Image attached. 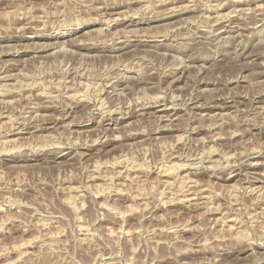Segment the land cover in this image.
Here are the masks:
<instances>
[{
    "label": "rangeland",
    "instance_id": "obj_1",
    "mask_svg": "<svg viewBox=\"0 0 264 264\" xmlns=\"http://www.w3.org/2000/svg\"><path fill=\"white\" fill-rule=\"evenodd\" d=\"M233 1L0 0V264H264V0Z\"/></svg>",
    "mask_w": 264,
    "mask_h": 264
},
{
    "label": "bare ground",
    "instance_id": "obj_2",
    "mask_svg": "<svg viewBox=\"0 0 264 264\" xmlns=\"http://www.w3.org/2000/svg\"><path fill=\"white\" fill-rule=\"evenodd\" d=\"M234 1H236V0H234ZM233 1V2H234ZM227 4V3H226ZM234 4H235V7H237V10H238V8H240L241 10L242 9H244V8H247V10H249V7L250 6H252V4H246V3H244V2H242V1H236V2H234ZM233 4V5H234ZM230 5V4H229ZM256 6V5H255ZM222 7V6H221ZM215 8V7H214ZM231 8V7H230ZM232 9H233V7H232ZM235 9V8H234ZM174 10V9H173ZM231 11V10H230ZM233 11V10H232ZM171 12V11H170ZM229 12V11H228ZM246 12V11H245ZM221 13V12H220ZM227 14V13H226ZM229 14V13H228ZM231 15V14H230ZM99 16V15H98ZM218 16H219V14H218ZM126 17V16H125ZM209 17V16H208ZM219 17H221V16H219ZM255 17H256V15H255ZM116 18H118V17H116ZM222 18H224V17H222ZM123 19V18H122ZM225 19V18H224ZM106 20V19H105ZM111 20V19H110ZM144 20V19H143ZM227 20V19H226ZM255 21V20H254ZM123 22V21H122ZM109 26V25H108ZM117 28V27H116ZM102 30V29H101ZM100 30V31H101ZM108 30V29H107ZM119 30V29H118ZM131 30V29H130ZM115 32V31H114ZM126 32V31H125ZM129 32V31H128ZM119 34V33H118ZM117 34V35H118ZM127 34V33H126ZM106 35H107V33H106ZM113 36V35H112ZM118 36H120V35H118ZM114 37V36H113ZM122 37V36H121ZM125 37V36H124ZM137 37V36H136ZM153 37V36H152ZM157 37V36H156ZM163 38H165V37H163ZM113 39V38H112ZM119 39V38H118ZM118 39H116V40H118ZM130 39H132V38H130ZM136 40V39H135ZM138 40V39H137ZM121 41V40H120ZM114 43V42H113ZM126 43V42H125ZM53 46V45H52ZM45 47H47V46H45ZM63 47V46H62ZM64 47H66V46H64ZM63 47V48H64ZM84 47V46H83ZM63 48H61V49H63ZM64 49H66V48H64ZM57 50V49H56ZM60 50V49H59ZM55 51V50H54ZM56 53V52H55ZM55 53H53V54H55ZM58 53H59V51H58ZM73 53V52H72ZM181 59H183V58H181ZM183 61V60H182ZM12 64V63H11ZM125 64H127V63H125ZM188 67V66H187ZM133 71V70H132ZM2 73V72H1ZM9 78H11L10 76H8ZM5 80V79H4ZM119 80V79H118ZM122 80V79H121ZM7 81V80H6ZM116 82H118V81H116ZM175 82V81H174ZM102 83V82H101ZM8 84V83H7ZM111 85V84H110ZM117 85V84H116ZM143 85V84H142ZM4 86V85H3ZM10 86H12V85H10ZM23 86H24V84H23ZM6 88V87H5ZM35 88V87H34ZM113 88V87H112ZM11 89V88H10ZM33 89V88H32ZM16 93V92H15ZM31 93V92H30ZM40 93V92H39ZM43 94H45L44 92H43ZM79 95H81V94H79ZM82 96V95H81ZM42 97V96H41ZM226 97V96H225ZM162 98V97H161ZM227 98V97H226ZM157 99V98H156ZM155 99V100H156ZM219 99V98H218ZM226 100V99H225ZM11 101V100H10ZM152 101V100H151ZM159 102V101H158ZM195 103V102H194ZM234 103V102H233ZM164 104V103H163ZM142 105V104H141ZM193 105V104H192ZM3 106V105H2ZM213 106H216V105H212V106H209L208 108H213ZM217 106H219V105H217ZM159 107H163V109H162V112H164V113H168V111H167V109H166V106L165 105H161V104H159ZM195 107V106H194ZM54 108V107H53ZM198 108H200V107H198ZM222 108V107H221ZM225 108V107H224ZM3 109V108H2ZM192 109V108H191ZM207 109V108H206ZM5 110H7V109H5ZM4 110V111H5ZM105 110V109H104ZM142 110H145V109H142ZM201 110V109H200ZM221 110V109H220ZM2 111V110H1ZM113 111H115L114 109H113ZM222 111V110H221ZM139 112V111H138ZM39 113V112H38ZM116 113V112H115ZM143 113V112H142ZM146 113V112H145ZM170 113V112H169ZM119 114V113H118ZM208 114V113H207ZM6 115V114H5ZM4 115V116H5ZM39 115V114H38ZM42 115H44L45 116V114H42ZM143 115H145V114H142L141 116H143ZM188 115V114H187ZM221 115V114H220ZM37 116V115H36ZM167 117H170V115L168 116V115H166ZM2 117V116H1ZM100 117V116H99ZM126 117V116H125ZM223 117V116H222ZM41 118V117H40ZM59 118V117H58ZM61 118V117H60ZM116 118V117H115ZM166 118V117H165ZM96 119V118H95ZM160 119V118H159ZM115 120V119H114ZM114 120H112V119H107V121H112V122H114ZM46 121V120H45ZM45 121H43V122H45ZM101 121V120H100ZM6 122V121H5ZM218 122V121H217ZM28 126V125H27ZM39 126V125H38ZM79 126V125H78ZM99 126V125H98ZM102 126V125H101ZM219 126V125H218ZM47 128V127H46ZM55 128V127H54ZM101 128V127H100ZM38 129V128H37ZM17 130V129H16ZM23 130V129H22ZM39 130H40V128H39ZM10 131V130H9ZM34 131V130H33ZM103 131V130H102ZM168 131V130H167ZM6 133H8V132H6ZM34 133V132H33ZM17 134H20V132L19 131H17ZM20 138V137H19ZM100 138V137H99ZM22 139V138H21ZM17 140V139H16ZM117 140V139H116ZM9 140H7V142H8ZM5 142V141H4ZM16 142V141H15ZM18 142V141H17ZM96 142H98V140L96 141ZM9 143V142H8ZM17 146V145H16ZM23 146V145H22ZM21 146V147H22ZM71 146V145H70ZM24 147V146H23ZM50 147V146H49ZM63 147V146H62ZM26 148V147H25ZM41 148V147H40ZM17 149V148H16ZM15 149V150H16ZM43 149V148H42ZM45 149H46V147H45ZM18 150H20V149H18ZM26 150V149H25ZM66 150H61L60 151V154H62V156L60 157L62 160L63 159H67V158H70L69 156H70V152H65ZM73 151V150H72ZM12 152V151H11ZM33 152V151H32ZM8 154V153H7ZM25 156V155H24ZM84 156V155H83ZM43 157V156H42ZM253 157V156H252ZM257 158H261V156H258V157H256V158H253V160L255 159V160H257ZM33 159V158H32ZM209 160V159H208ZM48 161V160H47ZM54 161V160H53ZM212 161V160H211ZM239 161V160H238ZM244 161V160H243ZM55 162H57V161H55ZM203 163V162H202ZM238 165V164H237ZM177 166H178V164H177ZM185 166V165H184ZM229 166H231V165H229ZM241 166H242V164H241ZM256 166H259V163H258V161H256V162H252V163H250V165H249V167L250 168H255ZM174 167H175V165H174ZM180 167V166H179ZM203 167V166H202ZM232 167V166H231ZM236 167V166H235ZM240 167V166H239ZM182 168V167H181ZM191 168V167H190ZM204 168V167H203ZM213 168V167H212ZM238 168V167H237ZM244 168V167H243ZM246 168V167H245ZM192 169H193V166H192ZM174 170V169H173ZM172 170V171H173ZM234 170V169H233ZM235 170H236V168H235ZM251 170V169H250ZM167 171H169V169L167 170ZM179 171V170H178ZM202 172V171H201ZM231 172V174H234L236 171H230ZM228 173V172H227ZM239 173V172H238ZM170 174H172V173H170ZM177 174V173H176ZM248 174V173H247ZM163 175H165V174H163ZM174 175V174H173ZM183 176V175H182ZM212 176V175H211ZM231 176V175H230ZM178 177V176H177ZM214 178V177H213ZM234 178V177H233ZM232 177L230 178V179H228V182L230 181V180H232L233 179ZM184 179V178H183ZM193 179V178H192ZM227 180V179H226ZM263 181V180H262ZM187 182V181H186ZM164 183V182H163ZM195 183V182H194ZM247 186V185H246ZM261 189V188H260ZM254 191V190H253ZM256 192V191H255ZM262 192V191H261ZM190 193H192V192H190ZM252 193V192H251ZM192 195V194H191ZM197 196V195H196ZM259 196V195H258ZM190 197V196H189ZM199 197V196H198ZM259 198V197H258ZM189 199V198H188ZM172 200V199H171ZM196 200V198H191V199H189L188 201L187 200H185V201H187V202H192V201H195ZM174 201V200H173ZM198 202V201H197ZM175 203V202H174ZM177 203V202H176ZM184 203V202H183ZM192 205V204H191ZM194 207V206H193ZM84 229V228H83ZM82 229V230H83ZM85 230V229H84ZM87 233V232H86ZM129 234V233H128ZM32 242V241H31ZM24 245H25V243H24ZM252 248V247H251ZM245 250V249H244ZM240 253V252H239ZM108 262H106V264H107ZM114 264V263H113Z\"/></svg>",
    "mask_w": 264,
    "mask_h": 264
}]
</instances>
